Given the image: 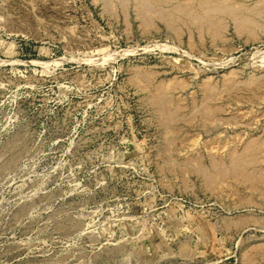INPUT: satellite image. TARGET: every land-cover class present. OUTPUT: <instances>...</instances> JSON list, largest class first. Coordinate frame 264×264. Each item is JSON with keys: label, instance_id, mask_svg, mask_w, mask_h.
<instances>
[{"label": "rangeland", "instance_id": "rangeland-1", "mask_svg": "<svg viewBox=\"0 0 264 264\" xmlns=\"http://www.w3.org/2000/svg\"><path fill=\"white\" fill-rule=\"evenodd\" d=\"M256 1L241 0L250 17ZM126 19L102 0H0V264H264V201L240 205L181 171L264 136V100L225 83L264 81V31L224 17L221 36H176L156 20L143 30L132 7ZM146 79L196 106L207 84L217 119L170 138ZM254 248L262 258L243 261Z\"/></svg>", "mask_w": 264, "mask_h": 264}, {"label": "bare ground", "instance_id": "bare-ground-1", "mask_svg": "<svg viewBox=\"0 0 264 264\" xmlns=\"http://www.w3.org/2000/svg\"><path fill=\"white\" fill-rule=\"evenodd\" d=\"M102 2L107 12L112 13L113 8L117 7L124 15L125 20H127L129 8L132 7L138 23L146 31L154 27L153 21L156 20L176 36H180L182 29L188 31L193 29L199 33L202 29H211V35L215 37L219 35L218 29L224 27L222 22L224 17L231 20L237 33L249 32L252 35L256 29L264 31V25L254 19L256 16L260 17L264 12V0L254 2L253 7H250L253 10L252 17L246 14L248 13L245 12L247 9L242 7L241 0H102ZM262 34L264 35V33ZM252 37L254 36L252 35ZM258 77L251 76L244 81L225 80L227 93H232L236 98L244 100L246 103H257L264 100V81ZM143 82L140 90L146 94V99L152 107L157 123L163 128L165 134L174 140H180L179 122L193 125L197 120L201 127L206 129L216 118L218 110L221 109L219 102L211 97L213 90L207 84H202V97L196 106L194 101L186 104L182 99L173 97L169 86L154 83L148 79ZM178 83L180 84V82ZM167 161L170 162V166L171 164L178 166L173 158H169ZM207 162L208 164L205 166L201 156H193L190 161L183 163L182 168L180 166L178 168L180 167L183 172L190 171L195 174L206 190L218 187L221 191L236 195L240 205L256 204L252 194L255 196L257 194V197L264 201V136L248 139L238 145L234 143L224 157L211 155ZM241 191L245 192L241 194ZM252 221L254 218L251 213L239 215L235 225L242 227ZM205 231L210 236L209 239L215 241V228L208 225ZM242 257L246 263H253L257 258H262L257 248L244 252Z\"/></svg>", "mask_w": 264, "mask_h": 264}]
</instances>
